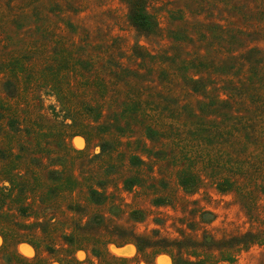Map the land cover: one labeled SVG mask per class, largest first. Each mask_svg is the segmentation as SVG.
Wrapping results in <instances>:
<instances>
[{
    "label": "rangeland",
    "instance_id": "obj_1",
    "mask_svg": "<svg viewBox=\"0 0 264 264\" xmlns=\"http://www.w3.org/2000/svg\"><path fill=\"white\" fill-rule=\"evenodd\" d=\"M0 264H264V0H0Z\"/></svg>",
    "mask_w": 264,
    "mask_h": 264
},
{
    "label": "trees",
    "instance_id": "obj_2",
    "mask_svg": "<svg viewBox=\"0 0 264 264\" xmlns=\"http://www.w3.org/2000/svg\"><path fill=\"white\" fill-rule=\"evenodd\" d=\"M138 23L142 26H146L147 22V15L146 14H140L138 15Z\"/></svg>",
    "mask_w": 264,
    "mask_h": 264
}]
</instances>
